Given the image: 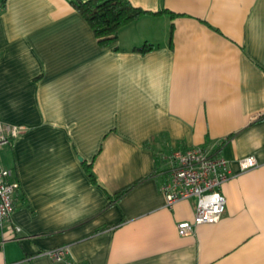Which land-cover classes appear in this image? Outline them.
<instances>
[{"label": "crops", "instance_id": "crops-1", "mask_svg": "<svg viewBox=\"0 0 264 264\" xmlns=\"http://www.w3.org/2000/svg\"><path fill=\"white\" fill-rule=\"evenodd\" d=\"M130 2L176 14L102 47L70 0H0V120L24 126L0 147L19 184L0 264H264V0ZM191 146L231 175L220 218L180 235L195 199L166 205L160 184ZM58 245L63 259L42 253Z\"/></svg>", "mask_w": 264, "mask_h": 264}, {"label": "built area", "instance_id": "built-area-1", "mask_svg": "<svg viewBox=\"0 0 264 264\" xmlns=\"http://www.w3.org/2000/svg\"><path fill=\"white\" fill-rule=\"evenodd\" d=\"M24 130L23 125L0 120V147ZM166 178L160 184L166 205L187 197H194L195 208L192 221L182 220L176 227L180 235L191 234L199 223L216 222L223 210L225 198L220 192L221 184L231 175L229 164L221 155L211 154L201 146L172 149L168 155ZM241 170L256 164L251 155L238 159ZM19 184L10 168L0 163V226L9 220L13 210V198ZM17 229V227H15ZM67 251L64 245L44 250L53 260H61ZM68 264H77L68 261Z\"/></svg>", "mask_w": 264, "mask_h": 264}, {"label": "trees", "instance_id": "trees-1", "mask_svg": "<svg viewBox=\"0 0 264 264\" xmlns=\"http://www.w3.org/2000/svg\"><path fill=\"white\" fill-rule=\"evenodd\" d=\"M74 9L86 20L92 29L98 45L104 47L114 44L118 40L119 29L133 21L138 20L145 14L156 15L161 12H167L171 16L176 13L167 9L147 10L136 6L130 0H70ZM4 5V0H1V6ZM171 33V32H170ZM168 43L171 44V34L169 35ZM157 45L150 42H143L132 49L139 52H146ZM114 50L118 46L113 47ZM264 118V113L261 115ZM83 167L92 182L95 177L91 171V163L82 161ZM124 190L115 192L113 195H108L110 199H115L123 194Z\"/></svg>", "mask_w": 264, "mask_h": 264}, {"label": "rangeland", "instance_id": "rangeland-1", "mask_svg": "<svg viewBox=\"0 0 264 264\" xmlns=\"http://www.w3.org/2000/svg\"><path fill=\"white\" fill-rule=\"evenodd\" d=\"M155 27H157V25H155ZM159 28H160V25H158L157 29H159Z\"/></svg>", "mask_w": 264, "mask_h": 264}]
</instances>
